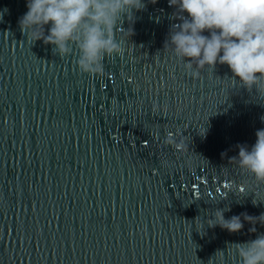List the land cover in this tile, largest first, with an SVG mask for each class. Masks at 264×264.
I'll return each instance as SVG.
<instances>
[{
    "label": "water",
    "instance_id": "water-1",
    "mask_svg": "<svg viewBox=\"0 0 264 264\" xmlns=\"http://www.w3.org/2000/svg\"><path fill=\"white\" fill-rule=\"evenodd\" d=\"M144 3L88 75L27 40L26 0H0V264H239L233 243L264 233L205 222L264 213V183L230 159L264 128V95L226 64L193 78L165 45L176 9Z\"/></svg>",
    "mask_w": 264,
    "mask_h": 264
},
{
    "label": "clouds",
    "instance_id": "clouds-1",
    "mask_svg": "<svg viewBox=\"0 0 264 264\" xmlns=\"http://www.w3.org/2000/svg\"><path fill=\"white\" fill-rule=\"evenodd\" d=\"M168 3L176 9L173 18L180 22L171 25L165 45L171 46L173 54L184 61L193 78H198L206 67L214 69L217 63L226 64L232 72L231 80L249 92L255 90L256 95H264V0H168ZM26 7L28 10L18 19V25L27 40L52 45V53L60 58L75 54L78 70L96 75L103 73L106 57L123 52L116 31L124 30L121 28L124 18L132 21L133 10H143L146 5L144 0H26ZM49 24L45 34V25ZM124 31L128 36L132 34L131 28ZM255 137L250 148L246 144L237 145L238 153L230 159L257 182L264 183V128L258 129ZM164 143L177 151L188 148L183 135L171 131ZM226 211L230 208H216L205 221L207 227L219 226L236 233L244 226L241 216L252 225H264V213L259 216L241 213L225 219ZM249 231L256 229L252 227ZM233 244L239 264H264V233Z\"/></svg>",
    "mask_w": 264,
    "mask_h": 264
}]
</instances>
